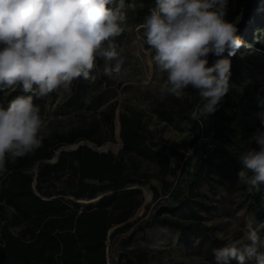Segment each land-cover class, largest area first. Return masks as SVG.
<instances>
[{"label": "rangeland", "instance_id": "obj_1", "mask_svg": "<svg viewBox=\"0 0 264 264\" xmlns=\"http://www.w3.org/2000/svg\"><path fill=\"white\" fill-rule=\"evenodd\" d=\"M153 3L154 0H125L126 20L122 25L123 31L114 38L124 61L120 74L109 76L105 72L106 68L114 66L115 61L102 59V66L95 61L90 78L84 79L86 86L80 105H65L73 82L67 88L58 89L55 95L34 97V103L40 106L41 114L46 120L44 137L51 138L57 133L72 131L86 137L91 135L90 138L62 145L60 149H72L78 143L90 141L93 146L107 147V151L123 160L135 177H142L143 183L133 182L140 186L137 197L142 199V203L129 220L148 213L157 204L176 203L188 184L194 180L197 181L195 191L200 195L197 196L198 201L211 205V209H205L199 203L193 204L200 214L199 222L203 226L190 233L188 242L179 239L178 229L156 225L144 232H137L130 244L125 248L117 246L112 252L108 239L107 249L111 261L114 256V259L119 258L117 264L125 263V251L136 256L138 264H215L213 250L222 247L228 239L240 238L241 230L248 222L260 227L261 235L264 236V214L249 206L248 190L239 188V178L232 161L210 157L212 172L207 175L200 169V163L195 165L191 158H186V152L195 141L200 125L194 120L180 117L173 122L160 119L158 109H178L184 114H190L192 107L200 100L197 90L191 87L180 99L160 92L167 74L155 66L152 60L154 52L144 42L141 27L148 8ZM225 19L237 24V34L245 42L235 56L227 57V53L224 54L231 60V87L227 95L238 94L239 98H246L247 102L226 110L227 113L236 111L237 116L232 122L217 124L214 113L204 119L209 124L222 126L223 137L230 135L233 144L243 153L249 147L248 138L260 127L258 113L264 112V108L257 104L258 99L264 100V0H228ZM215 59L216 57L210 56V63ZM11 92L15 96L24 94L20 89L0 92V106H8L14 98L10 96ZM111 104H115L114 125L106 120ZM120 112H135L155 135H163L176 142L181 154H174L168 149L157 151L154 156L148 157L124 151L120 134ZM250 147L256 148L257 145L253 143ZM56 157L57 154L50 162ZM32 171L37 175L38 166ZM70 173L67 170L64 174L46 181L48 195L75 199L70 194L74 186ZM130 184L125 188H132ZM144 186L149 187L150 194L144 190ZM261 202L264 206V196ZM175 216L182 221L193 220L191 213L185 208L178 210ZM17 221L15 209L0 200V226L8 225L17 234L23 227ZM117 226L116 224L111 229ZM211 237L220 239L221 242L212 243ZM247 264L256 262L252 259Z\"/></svg>", "mask_w": 264, "mask_h": 264}, {"label": "clouds", "instance_id": "obj_2", "mask_svg": "<svg viewBox=\"0 0 264 264\" xmlns=\"http://www.w3.org/2000/svg\"><path fill=\"white\" fill-rule=\"evenodd\" d=\"M228 0H154L144 17V42L155 66L167 74L162 94L177 99L190 87L200 102L192 118L201 121L217 110L231 84V60L244 46L235 22L225 19ZM125 0H0V92L22 90L0 106V175L7 164L35 151L46 120L34 97L43 98L78 78L89 79L96 59L124 63L114 38L123 31ZM227 53V57L224 54ZM216 57L210 63L209 57ZM264 108V100L258 99ZM260 127L240 154L238 182L250 192L264 185V112ZM255 143L256 148L250 147ZM238 239L213 250L215 264H264V236L248 222Z\"/></svg>", "mask_w": 264, "mask_h": 264}, {"label": "trees", "instance_id": "obj_3", "mask_svg": "<svg viewBox=\"0 0 264 264\" xmlns=\"http://www.w3.org/2000/svg\"><path fill=\"white\" fill-rule=\"evenodd\" d=\"M96 63L102 66V58L98 57ZM85 86L82 78L73 81L71 94L65 100V105H80ZM51 94L55 95L56 91ZM10 96L15 97L14 92H11ZM245 101L247 102V99L242 100L238 94H226L214 112L217 124L234 121L236 111L227 113L226 110L238 107L239 103L246 104ZM109 109L106 120L114 125L115 104H111ZM192 109L190 114H184L178 109L163 108L158 109L157 113L160 119L168 122H173L178 117L194 120ZM119 117L124 151L148 157L154 156L157 151L168 149L174 154H181L176 142L163 135H155L135 112H120ZM209 117L208 115L207 118ZM194 121L199 125L197 120ZM207 125L215 128L220 143L211 150L202 147L201 155L197 156L195 152L186 158H191L195 165L200 163V169L207 175L212 172L211 158H225L233 162L235 173L238 175L242 169L239 160L242 150L233 144L230 135L223 137L222 126L215 123ZM199 133L200 129L191 145L196 143ZM90 136L72 131L57 133L51 138L44 137L41 146L35 151L8 162V171L0 175V200L15 209L17 222L22 223L23 227L15 234L8 225L0 226V264H106L108 239L112 252L117 246L125 248L139 231L144 232L156 225H167L178 229L179 239L186 243L190 233L203 226L199 222L200 214L193 204L199 203L205 209H211V205L198 201L197 196L200 195L195 191L196 180L188 184L176 203L157 204L148 213L129 220L141 205L142 199L137 197L139 188L125 186L131 183L132 187L137 185L133 182L143 183V180L142 177H135L121 158L111 151L99 152L84 143L75 149H61L57 160L50 162L62 145L75 143ZM36 165L39 168L37 175L32 171ZM67 170L71 171L74 186L70 194L75 199L47 198L51 195L46 192L45 182L64 174ZM35 179L39 194L32 186ZM239 188L248 190V187L240 182ZM144 190L151 193L148 186H144ZM107 191L113 192L97 200L99 193ZM263 196L264 185L258 192L248 190L249 206L262 214ZM82 202L88 204L83 205ZM183 208L191 213L192 221H182L175 216V213ZM116 224L118 226L109 233L111 227ZM211 242L221 241L211 237ZM123 254L125 263L122 264H138L136 256H131L125 251Z\"/></svg>", "mask_w": 264, "mask_h": 264}, {"label": "built area", "instance_id": "obj_4", "mask_svg": "<svg viewBox=\"0 0 264 264\" xmlns=\"http://www.w3.org/2000/svg\"><path fill=\"white\" fill-rule=\"evenodd\" d=\"M246 102V101H245ZM201 121H198V124L200 125V133L196 140V143L194 145H191V148L186 153V157L189 155H193L195 152L197 156L201 155L202 147H205L207 149H213L215 146H217L220 143V137L218 136L215 128H210L207 125V122L200 118ZM109 250L107 249V259L106 264H117L119 258L114 259V256L111 259L109 258ZM113 262V263H112Z\"/></svg>", "mask_w": 264, "mask_h": 264}, {"label": "water", "instance_id": "obj_5", "mask_svg": "<svg viewBox=\"0 0 264 264\" xmlns=\"http://www.w3.org/2000/svg\"><path fill=\"white\" fill-rule=\"evenodd\" d=\"M79 144L80 143H78V144H76L72 149H75V148H77L78 146H79ZM88 146H90L91 148H93L94 150H97V151H99V152H101V151H107V147L105 148V147H102V146H93L92 144H91V142L89 141V142H87L86 143ZM60 150L61 149H59V150H57L56 151V154L58 155V153L60 152ZM54 161L55 160H57V157L56 158H54L53 159ZM36 179L33 181V183H32V186H33V188H34V190H35V192L37 193V194H39L38 193V191H37V189H36ZM132 188H138V186H134V187H132ZM113 191H107V192H103V196L104 195H106V194H109V193H112ZM97 201V200H96ZM78 202H80V201H78ZM95 202V201H94ZM90 203H93V202H90ZM85 204H88V203H85ZM113 229H110L109 230V233H111V231H112Z\"/></svg>", "mask_w": 264, "mask_h": 264}, {"label": "bare ground", "instance_id": "obj_6", "mask_svg": "<svg viewBox=\"0 0 264 264\" xmlns=\"http://www.w3.org/2000/svg\"><path fill=\"white\" fill-rule=\"evenodd\" d=\"M135 186H138V187H140L138 184L137 185H135ZM132 187H134V186H132ZM98 196V195H97ZM103 196V192L102 193H100V196L97 198V200L100 198V197H102ZM96 197V196H95ZM96 201V200H95ZM94 202V201H93ZM90 203V202H89Z\"/></svg>", "mask_w": 264, "mask_h": 264}, {"label": "crops", "instance_id": "obj_7", "mask_svg": "<svg viewBox=\"0 0 264 264\" xmlns=\"http://www.w3.org/2000/svg\"><path fill=\"white\" fill-rule=\"evenodd\" d=\"M53 196H49V197H47V198H52ZM107 252V251H106ZM107 255V254H106Z\"/></svg>", "mask_w": 264, "mask_h": 264}]
</instances>
